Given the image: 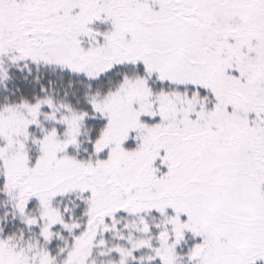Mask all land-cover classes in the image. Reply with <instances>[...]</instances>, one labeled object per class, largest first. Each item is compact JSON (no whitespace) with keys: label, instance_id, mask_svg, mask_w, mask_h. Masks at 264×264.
<instances>
[{"label":"snow or ice","instance_id":"6c2138e0","mask_svg":"<svg viewBox=\"0 0 264 264\" xmlns=\"http://www.w3.org/2000/svg\"><path fill=\"white\" fill-rule=\"evenodd\" d=\"M0 264H264V0H0Z\"/></svg>","mask_w":264,"mask_h":264}]
</instances>
